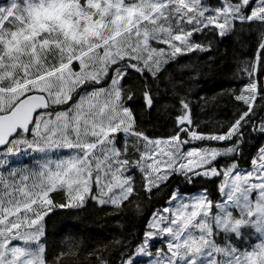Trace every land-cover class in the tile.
<instances>
[{
  "label": "rangeland",
  "instance_id": "1",
  "mask_svg": "<svg viewBox=\"0 0 264 264\" xmlns=\"http://www.w3.org/2000/svg\"><path fill=\"white\" fill-rule=\"evenodd\" d=\"M21 1L19 9L22 11L15 12L14 17H21L19 14L23 15L25 11L28 19L20 18L15 24L11 19V28L0 30V55L2 50L11 52L6 47L8 44L15 45L8 53L14 59L28 55L29 46L36 45L39 40L46 43L53 40L64 45L61 26L77 19L88 24L86 31L90 32L80 34L71 24L75 36L70 34L71 30L66 32L71 44L75 42L74 50L68 55L70 59L63 58V47L58 44L60 54L53 60L59 71L65 61H71V64L53 74L57 78L56 83L50 85L51 92L45 82L38 85V92L46 94L52 104L70 103L65 110L37 117L32 129L36 137L31 143L41 146L42 156L48 155L55 160L51 164L47 161L41 171L35 168L36 173H41L38 176H44V170L50 173L46 185L29 186L26 178L30 170L27 168L20 170L24 177L10 169L9 174L0 170V264H45L44 228L40 216H36L46 206L37 201L45 199V188L52 186L53 190L59 185V174H64L62 179L67 175V178L88 183L93 191H99L96 197L101 204L118 206L133 192L135 173L146 176V187L151 190L173 174L188 175L205 169L219 157L235 152V148L185 146L179 140L153 142L146 146L139 140V145L146 146L143 159L129 154L134 143L129 136L134 122L131 110L122 102L123 72L115 70L106 88L75 96L86 82L101 83L109 76L107 70L88 72L91 69L89 63L99 57L97 43L106 37L105 44L100 47L103 48L102 55L105 53L111 64L134 57L143 68L157 73L163 67L158 66L157 60L166 65L182 56V51L199 48L191 41L190 32L203 34L206 29H216L224 35L233 22L232 12L238 8L225 4L224 0H85L83 4L82 1L76 4L74 0H38L34 10L28 7V0ZM11 4L2 5L0 15L1 12L6 14L7 9L13 7ZM250 15L253 20L264 19V0L254 4ZM78 26H82L81 20ZM80 42V45L76 44ZM163 48L169 57L161 52ZM46 51L41 62L46 61L43 56H55V52ZM150 59H154L156 65L153 66ZM48 67L49 60L44 69ZM15 68V63H10L8 70ZM10 82V78L0 76V84ZM258 89L256 85L245 92L250 90L248 94L254 101L259 97ZM25 93L26 88L5 93L4 102L14 104ZM239 127L238 124L236 128ZM261 130L264 131V123ZM85 143L96 144L97 150L83 158L79 153L84 151L78 152L75 147ZM96 170L109 176L115 186L112 191L109 187L92 186L96 182ZM208 170L203 172L207 177L222 173ZM223 173L225 202L217 207L220 213L216 214L205 191L190 195L176 191L168 206L152 217L143 242L125 264L136 261L141 264H264V150L250 171L241 174L233 168ZM38 176L34 178L36 182H43L44 178ZM16 182L21 189L14 187ZM67 195L71 204L80 199L73 193ZM228 215L237 219L236 224L229 222ZM227 227L236 234V240L230 238Z\"/></svg>",
  "mask_w": 264,
  "mask_h": 264
},
{
  "label": "trees",
  "instance_id": "2",
  "mask_svg": "<svg viewBox=\"0 0 264 264\" xmlns=\"http://www.w3.org/2000/svg\"><path fill=\"white\" fill-rule=\"evenodd\" d=\"M77 1L83 4L85 0ZM239 1L226 0L238 10H234L235 20L224 35L215 29H207L199 37L194 34L199 48L171 60L159 73L142 69L141 62L135 63L132 58L116 65V68L130 65L121 87L122 102L131 110L134 122L130 135L134 143L128 150L129 154L141 160L148 140H170L175 137L185 146L235 148L234 154L219 157L209 167L188 175L173 174L151 190L146 187V176L135 173L133 192L118 206L100 207L92 198H88L82 206L69 207L68 195L63 190H56L51 194L53 207L45 212L42 209L36 216L44 217L41 226L44 228L45 264H125L143 242L154 214L169 204L176 191L186 195L205 191L216 214L221 212L217 207L224 202L223 171L237 168L242 173L251 169L253 160L264 146V131L261 130L264 123V23H244V20H250V13ZM86 13L89 15V12ZM81 25L77 26L78 31L80 34L86 33L87 26L82 19ZM105 39L100 43L105 44ZM56 42L50 44L53 46L51 52H55L53 58H45L43 62L30 56L21 61L14 59L7 63L8 69L10 63H15L16 75L21 73L27 80L51 73L58 68L53 64L60 54L56 46H63ZM71 47L67 46L61 51L65 60L70 59ZM48 60L50 66L46 71L44 65ZM90 65L88 72L97 69L112 71L115 68L105 53ZM0 71L4 73L6 66L0 65ZM14 78L10 83H20L18 78ZM256 85L261 96L250 110V90H245ZM47 88L50 89L49 85ZM3 97L4 94L0 93L1 111L10 106ZM66 108L56 106L51 111ZM242 119L241 127L236 128ZM32 133L20 136L24 139L17 149L27 146V138L34 140L36 136ZM212 136L217 138L213 140ZM139 140L146 146L139 145ZM29 152L17 154L15 161L20 162L23 157L24 160L33 159L34 156L29 157ZM44 158L47 160V156ZM10 163L9 157L0 160V170L9 174V169L12 171ZM27 165L25 168L30 170L28 178L30 175L37 177L38 174ZM207 169L208 172L222 173L207 177L203 173ZM19 174L24 176L21 172ZM45 180L48 179L45 177ZM228 220L234 224L237 219L228 215ZM226 232L232 240H236V234L228 227Z\"/></svg>",
  "mask_w": 264,
  "mask_h": 264
},
{
  "label": "water",
  "instance_id": "3",
  "mask_svg": "<svg viewBox=\"0 0 264 264\" xmlns=\"http://www.w3.org/2000/svg\"><path fill=\"white\" fill-rule=\"evenodd\" d=\"M48 109L49 102L44 95H31L20 101L9 113L0 115V150L6 148L18 133L27 134L35 116Z\"/></svg>",
  "mask_w": 264,
  "mask_h": 264
},
{
  "label": "bare ground",
  "instance_id": "4",
  "mask_svg": "<svg viewBox=\"0 0 264 264\" xmlns=\"http://www.w3.org/2000/svg\"><path fill=\"white\" fill-rule=\"evenodd\" d=\"M262 43V42H261Z\"/></svg>",
  "mask_w": 264,
  "mask_h": 264
}]
</instances>
